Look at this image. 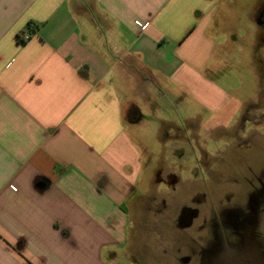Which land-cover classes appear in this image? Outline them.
<instances>
[{
    "label": "crops",
    "instance_id": "crops-1",
    "mask_svg": "<svg viewBox=\"0 0 264 264\" xmlns=\"http://www.w3.org/2000/svg\"><path fill=\"white\" fill-rule=\"evenodd\" d=\"M236 4L0 0V264H127L130 214L167 162L135 139L144 119L222 113L208 73L231 51L260 76L264 25L222 20Z\"/></svg>",
    "mask_w": 264,
    "mask_h": 264
},
{
    "label": "rangeland",
    "instance_id": "rangeland-1",
    "mask_svg": "<svg viewBox=\"0 0 264 264\" xmlns=\"http://www.w3.org/2000/svg\"><path fill=\"white\" fill-rule=\"evenodd\" d=\"M257 1L236 0L234 13L222 20H261ZM250 62L247 50L231 51L223 67L208 73L232 97L222 113L183 120L175 109L167 113L173 125L144 119L149 124L135 139L151 148L153 165L158 156L167 162L154 170L160 182L153 195L130 214L127 264H193L216 254L231 264L237 250L244 253L246 241L254 240L250 231L240 233L264 231L258 209L264 200V64L257 77Z\"/></svg>",
    "mask_w": 264,
    "mask_h": 264
},
{
    "label": "flooded vegetation",
    "instance_id": "flooded-vegetation-1",
    "mask_svg": "<svg viewBox=\"0 0 264 264\" xmlns=\"http://www.w3.org/2000/svg\"><path fill=\"white\" fill-rule=\"evenodd\" d=\"M261 16H262V19L260 20V22L264 25V9L261 12ZM258 209L262 214L264 213V200L262 204H259ZM263 222H264V215H263ZM258 230L254 231V228L251 230L244 229L240 233V234H246L247 231H250V234L253 235L254 240L248 239L246 241L247 245L243 243L245 244L244 253L241 252V250H237V255L235 257V263L232 262L231 264H264V231L262 230L258 231ZM162 252L166 255L171 254V251L168 247L167 248L164 247ZM217 257H219L218 254H216L214 257L209 255L207 256L208 259H206V261H203L201 259V260H197V262L193 264H224L223 261H225L226 259L221 258L220 261L222 262L220 263L219 260L217 261Z\"/></svg>",
    "mask_w": 264,
    "mask_h": 264
},
{
    "label": "built area",
    "instance_id": "built-area-1",
    "mask_svg": "<svg viewBox=\"0 0 264 264\" xmlns=\"http://www.w3.org/2000/svg\"><path fill=\"white\" fill-rule=\"evenodd\" d=\"M23 39H24V40L28 39V35H25V36L23 37Z\"/></svg>",
    "mask_w": 264,
    "mask_h": 264
},
{
    "label": "trees",
    "instance_id": "trees-1",
    "mask_svg": "<svg viewBox=\"0 0 264 264\" xmlns=\"http://www.w3.org/2000/svg\"><path fill=\"white\" fill-rule=\"evenodd\" d=\"M19 39V38H18ZM20 40V39H19Z\"/></svg>",
    "mask_w": 264,
    "mask_h": 264
}]
</instances>
